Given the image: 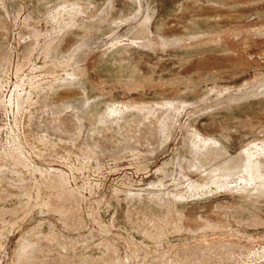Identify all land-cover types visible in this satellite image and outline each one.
<instances>
[{
	"label": "rangeland",
	"instance_id": "obj_1",
	"mask_svg": "<svg viewBox=\"0 0 264 264\" xmlns=\"http://www.w3.org/2000/svg\"><path fill=\"white\" fill-rule=\"evenodd\" d=\"M0 264H264V0H0Z\"/></svg>",
	"mask_w": 264,
	"mask_h": 264
}]
</instances>
